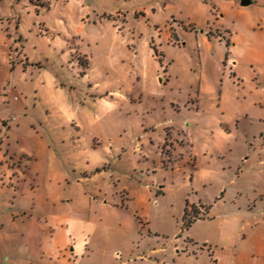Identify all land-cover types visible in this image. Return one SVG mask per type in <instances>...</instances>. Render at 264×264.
Returning <instances> with one entry per match:
<instances>
[{"label": "rangeland", "instance_id": "obj_1", "mask_svg": "<svg viewBox=\"0 0 264 264\" xmlns=\"http://www.w3.org/2000/svg\"><path fill=\"white\" fill-rule=\"evenodd\" d=\"M9 1L1 11L26 19L17 33L15 23L0 24V67L10 65L7 54L17 62L0 72V88L10 95L31 87L44 77L41 64L77 88L66 89L65 100L82 102L73 124L49 117L38 101L20 118L0 107L3 164L16 179L33 168L37 197L48 196L38 211L77 221L61 256L70 264H228L226 254L213 258L218 227L210 211L187 231L182 216L186 201L217 202L222 213L258 195L252 172L264 158V0L243 5L255 20L246 34L242 28L246 37L232 54L223 43L197 51L198 34L208 27L206 0H118L122 17L115 19L129 28L118 35L110 0H85L107 14L91 13L84 26L76 0H17L13 8ZM236 18L229 8L224 23ZM128 36L134 40L122 43ZM138 38L148 40L155 59L144 47L133 56L129 43ZM69 46L88 58L75 52L77 69L63 52ZM22 51L32 64L18 61ZM88 60V77L77 86ZM190 203L187 219L201 218L203 210ZM13 244L2 236L0 262L10 259Z\"/></svg>", "mask_w": 264, "mask_h": 264}, {"label": "crops", "instance_id": "obj_2", "mask_svg": "<svg viewBox=\"0 0 264 264\" xmlns=\"http://www.w3.org/2000/svg\"><path fill=\"white\" fill-rule=\"evenodd\" d=\"M62 1L65 2L67 0ZM84 1L76 0L82 9L78 24L81 26L89 24L87 19L91 13L97 17L106 16L105 14L107 13L104 11L98 12L90 5L83 4ZM206 1L210 13L207 20L208 27L205 31L202 30L198 34L197 51L200 53L203 49L210 51L213 48L214 50H218L222 47L223 43L227 54L234 53L239 48L238 43L244 41L246 37L244 34L249 32L246 29L248 28L246 25H253L255 19L244 10L243 5L240 4L241 0ZM2 2L3 0H0V4ZM110 3L113 7L109 10L108 16L113 18L116 35L119 33L123 34L124 32L128 33L129 28L126 26L125 21L119 23L115 19L122 17V10L118 4V0H110ZM14 5H17V0H10L9 6L13 8ZM229 8L233 10L235 17H237L236 19H239L240 22L232 21L229 24L224 23V18L229 12ZM133 13L137 14L135 11ZM25 19V16H22L20 12L14 9L11 13H3L0 7V24L2 25L3 21H7L9 25L15 23L14 33L19 32V26ZM103 20H106V17ZM244 27L245 32L243 34L242 28L244 29ZM33 28L34 24L32 25ZM37 29L39 32L40 28L38 26ZM6 36H10V34L6 33ZM164 36L168 41L171 38L170 32H166ZM23 37L20 34L19 39ZM131 38L129 39L128 36L120 40L122 43H126L134 40L133 36ZM129 44L133 46L134 57L138 56L139 49L142 47L147 50L148 54L152 53L147 39L138 38L135 43L130 42ZM72 47L74 46H69V49L63 52L68 56V62L76 66L75 63L79 59L78 57H74L73 54L75 52L83 55L85 58L87 56L75 47V49H71ZM21 54L23 57L18 60L20 63H24L25 65L31 63L32 60L23 51L19 53L20 56ZM51 56L52 58H56L54 51ZM7 57L10 65L4 68L0 67L2 74L13 71L15 63H17L13 60L11 54H7ZM151 57L155 59L152 54ZM226 58L227 56H224L223 59ZM232 58L235 57L232 55L229 59ZM52 64H55L56 68L59 65V71H63L61 63L57 65V62L54 61ZM72 68L74 67L72 66ZM77 68L78 65L76 66ZM38 69L44 71L42 72V76L45 78L43 77V79L39 80L35 78L33 85L31 84L29 88H12L13 92L19 95L18 99H12L11 96L13 94L4 97L2 94L6 92L8 87L0 88V107L8 106V115L15 114L20 118L24 110L34 108L36 106L35 102L38 101L46 110L49 117L56 118L64 124H73L75 121L73 114L75 110H79L82 106L80 103L82 102L77 103L75 99H71L70 102L65 100L64 91L68 89L74 92L77 88L68 86L69 83L67 81L64 82L61 76L58 75L59 73L53 68L47 69L39 64ZM90 69L91 66L88 60L82 72L77 76V86L84 83L83 80L88 77ZM75 72L77 73L78 71L75 70ZM75 75L71 77L75 78ZM25 81V74L23 73L20 76L19 82L24 83ZM92 88L89 87L88 91L92 92ZM22 90L25 92L24 99L21 94ZM86 94L84 93L83 95L86 96ZM2 110L0 109V112ZM0 116L4 117L2 114ZM20 125V121H18L12 127L11 132L14 137L17 136V130ZM15 153L19 152L15 151ZM3 160L2 151L0 150V240H2V236L7 235L13 239L14 244L10 247V259L0 262V264H70L69 260L63 257L64 255L61 256V252L63 253L68 248L69 239L67 235L73 230L74 224L77 221L70 220L64 216H54L48 212L38 211V206L48 202V196L45 195L43 197L42 195L44 194L41 192L40 198L37 197V191L41 188V185L36 182L34 175H32L33 168L29 169L28 174H24L23 179H16L10 174L5 164H3ZM256 165V170L252 172V185L258 192V195H254L252 199L247 198L244 206H230L225 212L219 213L215 211L217 202L213 206H208L201 201L188 202L196 206L198 205L199 209L203 210L204 213L201 218H196L189 225H185L183 230L187 231L191 224L203 220L205 218L204 214L210 211L211 216L208 219H214L212 221H215L218 227L216 238L210 241L215 247V250L212 251L213 258L219 260L221 259V255L226 254L228 264H246L249 256L252 258L251 264H264V207L261 205L264 203V158H260L256 162ZM250 203H252V207H250ZM186 240L193 243L196 242L194 237L187 236V234ZM76 247L77 245L72 246L71 251ZM79 247L81 248V245H78ZM175 250L178 251L177 248Z\"/></svg>", "mask_w": 264, "mask_h": 264}, {"label": "trees", "instance_id": "obj_3", "mask_svg": "<svg viewBox=\"0 0 264 264\" xmlns=\"http://www.w3.org/2000/svg\"><path fill=\"white\" fill-rule=\"evenodd\" d=\"M188 201H186L185 208L183 210L182 219L185 221V225H189L194 219L199 218V216L194 215L191 219H187L188 215Z\"/></svg>", "mask_w": 264, "mask_h": 264}, {"label": "built area", "instance_id": "obj_4", "mask_svg": "<svg viewBox=\"0 0 264 264\" xmlns=\"http://www.w3.org/2000/svg\"><path fill=\"white\" fill-rule=\"evenodd\" d=\"M80 1H84V0H80ZM2 95L5 97V96H7V93L4 92ZM11 97H12V99H14V100H16V99L19 98V96H18L17 94H13Z\"/></svg>", "mask_w": 264, "mask_h": 264}, {"label": "water", "instance_id": "obj_5", "mask_svg": "<svg viewBox=\"0 0 264 264\" xmlns=\"http://www.w3.org/2000/svg\"><path fill=\"white\" fill-rule=\"evenodd\" d=\"M250 3V0H241L240 1V4L241 5H247V4H249Z\"/></svg>", "mask_w": 264, "mask_h": 264}]
</instances>
